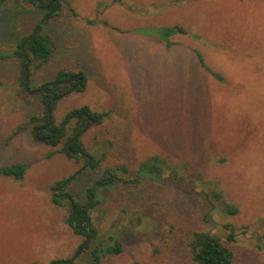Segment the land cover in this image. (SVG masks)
Wrapping results in <instances>:
<instances>
[{
	"label": "rangeland",
	"instance_id": "374dc122",
	"mask_svg": "<svg viewBox=\"0 0 264 264\" xmlns=\"http://www.w3.org/2000/svg\"><path fill=\"white\" fill-rule=\"evenodd\" d=\"M57 4L50 13L41 0L37 8L32 0L0 2V168L27 166L20 181L0 176V264H91V248L109 235L123 250L102 264H194L193 232L218 237L232 264H264V0ZM46 14L42 33L53 50L42 66L30 65V94L18 44ZM172 26L188 35L166 47L152 31ZM61 71L81 73L86 86L56 101L55 125L82 106L109 113L81 138L95 168L60 152L66 137L55 148L44 144L30 123L46 111L36 90ZM153 157L160 173L130 183ZM117 167L127 170L122 181L96 191V235H75L69 199L86 203V190Z\"/></svg>",
	"mask_w": 264,
	"mask_h": 264
},
{
	"label": "trees",
	"instance_id": "16d2710c",
	"mask_svg": "<svg viewBox=\"0 0 264 264\" xmlns=\"http://www.w3.org/2000/svg\"><path fill=\"white\" fill-rule=\"evenodd\" d=\"M4 0H0L3 2ZM57 1L64 0H46L45 3L41 0V6L47 8L50 7V13L58 8ZM32 3L37 8L39 7L36 4V0H32ZM49 14H46L42 17L41 21L38 23L36 28L38 30L35 34H30L25 37L23 41L18 44V54L22 57L21 69H20V82L24 85V58L26 55L28 58V75L29 67L33 62L37 63V67L42 66L46 63L53 50V42L50 37L42 33V26L48 21ZM35 28V29H36ZM34 29V30H35ZM33 30V31H34ZM158 38L159 41L164 43L166 47H171L172 42L170 38L176 35H188V31L180 26L172 27H158L155 31H152ZM143 33L147 34L149 31H144ZM197 56L198 62L201 66L204 67L203 60L198 51L194 52ZM7 57H10L8 54ZM81 78L80 82L76 80L74 83L65 84L64 82L73 77ZM219 81H222L217 75H213ZM86 86V77L81 73L79 75H73L69 72H58L54 81L44 83L39 87L40 95L42 101L49 105V110L52 111L54 104L62 96L67 93L75 90L77 92L84 91ZM108 112H96L92 111L88 106H82L78 109L71 111L65 121L60 125H55L51 116L46 114L44 111L42 116H33L30 118V123L35 124V131L38 130L37 137L43 141L44 144L55 148L61 145L63 138L65 139V144L61 148L60 152L65 154L69 159L78 160L79 157H73L70 155L67 149V144L71 142L69 148L76 152L86 153L85 149L82 146V136L86 133L90 125L98 126L103 121L108 118ZM50 117V119H49ZM72 119V120H71ZM67 123H72L71 125H66ZM162 161L158 158L153 157L148 161L143 162L140 165V170L136 175L134 180H131L130 183L138 184L140 173L141 172H150L159 174L160 165ZM91 168H95L98 165L97 160H92L88 164ZM27 169V166L20 164H13L10 166L0 168V176L13 178L15 181H20ZM119 173H127V170L124 167H117L114 169H106L103 172V175L97 179L91 187L86 190V203H79L74 200L70 203L71 216L68 220V223L75 235L83 236L86 239H89L92 236L96 235V231L92 226V219L90 216V211L97 204L96 191L98 188L105 187L110 184L119 183L122 180L119 178ZM72 175L66 179H63L57 183L58 186L68 185L73 177ZM56 204H59V200L54 199ZM71 205L74 206V211L71 209ZM230 211L235 212L234 209ZM83 245L78 247V252L83 248ZM188 252L190 254L191 260L194 264H232L233 263V254L232 252L223 245L221 240L210 234L209 232H193L190 240L187 243ZM123 247L119 237H114L109 235L106 239L100 240L97 245L90 250V258L92 260L91 264H102V258L105 255H118L122 252ZM51 264H73V259H64L53 261ZM138 264V263H133Z\"/></svg>",
	"mask_w": 264,
	"mask_h": 264
},
{
	"label": "water",
	"instance_id": "95a60500",
	"mask_svg": "<svg viewBox=\"0 0 264 264\" xmlns=\"http://www.w3.org/2000/svg\"><path fill=\"white\" fill-rule=\"evenodd\" d=\"M39 0H36V4H38ZM38 30V28H36L32 34H35L36 31ZM24 58V89L25 91L29 92L30 94H33L34 91H29L28 90V86H29V75H28V58L26 55L23 56ZM77 78V76L73 77V78H70L69 80L65 81L64 83L65 84H68V83H72L75 79ZM81 78H78V81L80 82ZM51 104V102H49L46 106V114L49 116L50 115V112H49V105ZM50 119V117H49ZM91 126V125H90ZM89 126V127H90ZM68 152L70 153L71 156L73 157H77V156H84L85 154L83 152H76V151H73L71 150L70 148H68ZM70 200V203L72 202L71 199ZM71 209L72 211H74V206L71 205ZM91 238V237H90ZM89 244V240H87L85 242V244L83 245V248H82V251L85 250L87 248Z\"/></svg>",
	"mask_w": 264,
	"mask_h": 264
},
{
	"label": "flooded vegetation",
	"instance_id": "af4514ba",
	"mask_svg": "<svg viewBox=\"0 0 264 264\" xmlns=\"http://www.w3.org/2000/svg\"><path fill=\"white\" fill-rule=\"evenodd\" d=\"M78 78L79 77H77L72 83H74L76 80H78ZM72 83H70V84H72ZM36 92H38V93H40V90L38 89V90H36ZM72 120V119H71ZM37 133H38V130H36L35 131V135H37ZM70 144H71V142H69L68 144H67V149L69 148V146H70ZM85 155L84 156H77V157H82V158H87V164H89L90 163V158L88 157V155L86 154V153H84ZM63 188V186H58L57 188H55V191H58V190H61Z\"/></svg>",
	"mask_w": 264,
	"mask_h": 264
}]
</instances>
